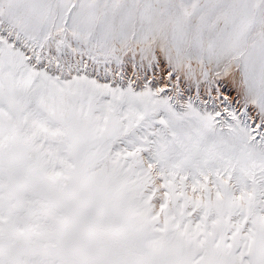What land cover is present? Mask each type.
<instances>
[{
    "label": "snow or ice",
    "instance_id": "snow-or-ice-1",
    "mask_svg": "<svg viewBox=\"0 0 264 264\" xmlns=\"http://www.w3.org/2000/svg\"><path fill=\"white\" fill-rule=\"evenodd\" d=\"M0 264H264V0H0Z\"/></svg>",
    "mask_w": 264,
    "mask_h": 264
}]
</instances>
